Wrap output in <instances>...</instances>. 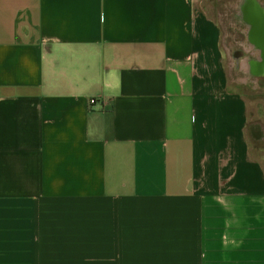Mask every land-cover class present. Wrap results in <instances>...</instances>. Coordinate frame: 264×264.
<instances>
[{
	"label": "crops",
	"instance_id": "crops-1",
	"mask_svg": "<svg viewBox=\"0 0 264 264\" xmlns=\"http://www.w3.org/2000/svg\"><path fill=\"white\" fill-rule=\"evenodd\" d=\"M202 5L0 0V264H264V166Z\"/></svg>",
	"mask_w": 264,
	"mask_h": 264
},
{
	"label": "rangeland",
	"instance_id": "rangeland-1",
	"mask_svg": "<svg viewBox=\"0 0 264 264\" xmlns=\"http://www.w3.org/2000/svg\"><path fill=\"white\" fill-rule=\"evenodd\" d=\"M243 1L249 0H202V7L219 22L228 89L242 95L247 104V141L252 156L264 166V79L246 71L248 62L247 67L242 68L248 57L239 52V44L243 42L241 31L245 26ZM256 1L264 8V0Z\"/></svg>",
	"mask_w": 264,
	"mask_h": 264
},
{
	"label": "built area",
	"instance_id": "built-area-1",
	"mask_svg": "<svg viewBox=\"0 0 264 264\" xmlns=\"http://www.w3.org/2000/svg\"><path fill=\"white\" fill-rule=\"evenodd\" d=\"M89 104H90V105L95 104V100H94V99L89 100Z\"/></svg>",
	"mask_w": 264,
	"mask_h": 264
},
{
	"label": "bare ground",
	"instance_id": "bare-ground-1",
	"mask_svg": "<svg viewBox=\"0 0 264 264\" xmlns=\"http://www.w3.org/2000/svg\"><path fill=\"white\" fill-rule=\"evenodd\" d=\"M229 35V34H228ZM243 65H245V67H247V65H246V63L245 64H243ZM236 80V79H235Z\"/></svg>",
	"mask_w": 264,
	"mask_h": 264
}]
</instances>
